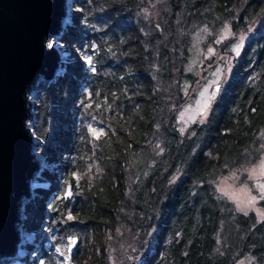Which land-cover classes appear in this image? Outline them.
<instances>
[{"label": "trees", "instance_id": "trees-1", "mask_svg": "<svg viewBox=\"0 0 264 264\" xmlns=\"http://www.w3.org/2000/svg\"><path fill=\"white\" fill-rule=\"evenodd\" d=\"M204 24L228 25L230 42L253 35L206 119L182 131L177 114L198 81L186 69L191 38ZM61 41L63 74L39 84L33 105L38 153L56 165L27 205L34 231L50 200L45 264H135L141 252L140 264H264V217L216 192L262 154L264 0H73ZM62 233L79 235L67 260L54 255Z\"/></svg>", "mask_w": 264, "mask_h": 264}, {"label": "water", "instance_id": "water-1", "mask_svg": "<svg viewBox=\"0 0 264 264\" xmlns=\"http://www.w3.org/2000/svg\"><path fill=\"white\" fill-rule=\"evenodd\" d=\"M68 8V0H0V263L18 255L22 209L42 169L31 98L60 65L50 39H61Z\"/></svg>", "mask_w": 264, "mask_h": 264}, {"label": "rangeland", "instance_id": "rangeland-1", "mask_svg": "<svg viewBox=\"0 0 264 264\" xmlns=\"http://www.w3.org/2000/svg\"><path fill=\"white\" fill-rule=\"evenodd\" d=\"M68 4L70 6V8H68V13L70 14L71 19L73 12V0H68ZM70 24L71 21L66 26H69ZM252 35L253 29L238 34L236 40L230 42V39L233 37V33L228 25L212 29L207 24H204L197 28L191 38V47L189 49L186 69L187 71L195 73L198 77V81L189 91L195 92V95L186 101L177 114V124L182 131L186 130L193 122L204 121L206 119L212 103L215 101L222 86L229 77L233 57L240 52L243 45ZM226 43H228V45L224 50L223 46H225ZM50 44L56 46L62 53L60 60V72L52 76L50 80H53L63 74L64 68L62 67V64L69 58V49L63 44L61 39L55 40L54 38H51ZM209 49L212 51H209ZM82 56L86 60L87 57L84 54H82ZM216 85L220 86L219 90L215 89ZM184 91H186V89H184ZM37 92L38 90L34 92V95L31 98L32 105L36 104L34 96ZM36 137L40 138L38 135H36ZM38 157L43 161L41 171L46 167L56 166L54 163L48 164L49 166H47L45 158H42V155L39 153ZM262 162H264V145L262 154L255 164L250 167L232 170L225 176L220 177L216 183V192L219 196L226 197L231 200L234 203L235 208L240 212H254L258 219H262L264 217V208L258 205L262 191L260 186L264 185V171L260 168ZM253 169H255V171H253ZM39 175L32 181V197L28 199L22 209L23 221L19 227V253L18 255L15 254V256L8 259L13 260L16 258H27L28 261L24 262L22 260V263L16 264H45L44 260L40 257L39 248L41 245V235L44 232L46 221L48 219V213L50 211V200L46 201L45 214L43 215L40 227L37 230H28L27 224H25L27 221V205L34 203L36 191L39 188L49 187V182L40 179ZM53 192L55 193V191ZM66 193L67 189L65 191V195ZM67 197H72V193L70 192V196ZM252 197H255L256 199L252 200ZM54 236L59 238L54 255L56 257L62 256L63 259L67 260L68 256L66 253L67 251H65V246L70 249V245L73 244V249H76L78 242L71 243V241H73L74 238L77 240L79 239L78 233H72L68 236L67 234L62 233L54 234ZM142 256V252L136 256L135 264H140Z\"/></svg>", "mask_w": 264, "mask_h": 264}, {"label": "snow or ice", "instance_id": "snow-or-ice-1", "mask_svg": "<svg viewBox=\"0 0 264 264\" xmlns=\"http://www.w3.org/2000/svg\"><path fill=\"white\" fill-rule=\"evenodd\" d=\"M209 51H212L211 49H209ZM99 134H102V130L100 131ZM260 168L262 171H264V162L261 163ZM253 171H255V169H253ZM262 191H261V198L264 199V185L260 186ZM255 197H252V200H255ZM246 214V213H245ZM71 243H75V241H71Z\"/></svg>", "mask_w": 264, "mask_h": 264}, {"label": "bare ground", "instance_id": "bare-ground-1", "mask_svg": "<svg viewBox=\"0 0 264 264\" xmlns=\"http://www.w3.org/2000/svg\"><path fill=\"white\" fill-rule=\"evenodd\" d=\"M58 72H60V65H59V67L56 69V71H55V73L53 74V76H54L56 73H58ZM32 187H33V186L31 185L30 189H31ZM19 230H20V229H19ZM19 244H20V239H19V241L17 242V245H16V248H17L16 252H17V253H19Z\"/></svg>", "mask_w": 264, "mask_h": 264}]
</instances>
